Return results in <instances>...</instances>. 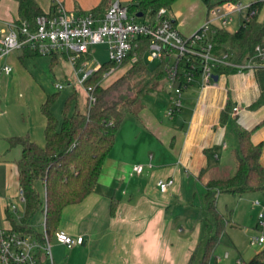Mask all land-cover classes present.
I'll list each match as a JSON object with an SVG mask.
<instances>
[{"label": "crops", "instance_id": "crops-1", "mask_svg": "<svg viewBox=\"0 0 264 264\" xmlns=\"http://www.w3.org/2000/svg\"><path fill=\"white\" fill-rule=\"evenodd\" d=\"M114 1L123 6L131 2L109 0L101 16ZM36 2L46 13L58 4L68 14L81 16L102 0ZM207 10L202 0H178L170 12L180 33L189 37L204 24ZM262 12L264 19V8ZM19 20L17 1L0 0V32ZM34 57L15 50L0 59V230L12 228V220L23 217L25 206L19 197L17 167L22 149H9L8 139L28 135L38 145L45 144L41 107L50 94L40 92L30 70ZM6 65L12 67L9 74L2 70ZM217 84L212 88H203L199 81L191 84L172 118L167 110L176 94L170 85L169 97L158 95L161 102L149 101L137 117H125L93 193L62 212L56 233L83 237L84 243L69 249L57 242L55 233L50 240L52 257L42 254L41 264L189 263L213 227L205 209L206 186L232 176L238 132L251 131L252 142L264 144V101L253 107L264 93V68L233 70L220 76ZM230 106L237 110L228 111ZM137 165L144 166L140 174L133 173ZM169 178L174 184L162 192L157 183ZM260 195L250 194L259 202L252 205L264 210ZM220 199L222 194L216 206ZM12 204L17 213L11 211ZM42 217V229H35L31 221L37 232L45 229L43 213Z\"/></svg>", "mask_w": 264, "mask_h": 264}, {"label": "trees", "instance_id": "trees-1", "mask_svg": "<svg viewBox=\"0 0 264 264\" xmlns=\"http://www.w3.org/2000/svg\"><path fill=\"white\" fill-rule=\"evenodd\" d=\"M19 6L20 20L35 28L36 18L46 14L36 0H16ZM178 0H131L127 6L129 15L137 18L143 13L146 20H153L162 7L171 10ZM250 1L257 9L256 16L247 24H241L234 33L227 29H219L214 38V49L217 53H228L233 63H246L254 55L255 46L264 39V19L261 14L264 0H202L207 9L226 2ZM109 0H102L92 12L100 17L108 6ZM110 6V4H109ZM109 8V7H108ZM143 49H139V59L117 66L107 61L86 81L85 86L93 88L96 101L87 105L85 112L76 110L69 112V103L75 101L76 93L66 101L63 118L60 123L54 115L52 107L57 93L47 96L41 107L46 118L45 144L38 145L28 135L12 136L8 139L9 149L21 147L22 155L17 162L20 189L23 191L25 206L23 217L12 220L15 231L40 236L31 225L38 212L44 215L46 232L51 239L56 233L62 212L65 207L84 201L91 193L100 178L104 163L110 155L116 140L117 132L127 115L138 116L144 108V99L163 92L169 84L162 64L157 70H151ZM27 56H39L30 48L23 49ZM67 59L65 55H62ZM51 65L59 61L58 54L51 55ZM127 68V72L110 85L103 83L112 76L105 78L111 70ZM233 69H225L229 73ZM129 82V90L134 96L110 101L112 90L122 81ZM180 86V83L179 85ZM264 101V93L253 107L260 106ZM230 106L228 111L234 110ZM251 131L238 132L239 149L235 152V169L227 180H213L206 186L205 209L212 218L210 234L194 251L188 264H208L209 258L218 242V236L225 229L226 221L218 211L216 201L219 195L229 194L242 196L264 191V166L261 164L263 143L255 145L251 140ZM43 184L46 198L41 199L37 183ZM248 264H264V249L258 252Z\"/></svg>", "mask_w": 264, "mask_h": 264}, {"label": "built area", "instance_id": "built-area-1", "mask_svg": "<svg viewBox=\"0 0 264 264\" xmlns=\"http://www.w3.org/2000/svg\"><path fill=\"white\" fill-rule=\"evenodd\" d=\"M246 15L241 24L247 25L257 14V9L250 1L226 2L212 6L207 10V18L199 30L189 37L183 36L177 29L170 10L160 8L153 20L139 23L129 15L127 6L119 1L110 4L103 16L93 12L81 16L68 14L60 5L52 12L36 18L35 28L27 22L12 23L8 30L0 32V59L15 50L30 48L39 55L51 56L61 53L71 62L78 76L83 72L91 58V49L98 44L108 47L109 62L121 66L129 59L136 63L139 49L143 57L148 54L150 62L159 61L166 73L169 85L174 88L176 98L173 107L167 110L172 118L182 107V92L191 84L200 82L203 88L217 87L214 76L225 75V69L237 73L264 68V39L256 46L253 57L246 63H233L228 53H217L214 49V38L219 29H226L235 14ZM88 70L78 76V83L88 93V104L95 103L93 88L86 87V81L97 71ZM3 72L9 74L11 66H4ZM114 70L105 75L108 78ZM180 83V86H178ZM62 89V85L58 86ZM234 110H237L236 108ZM151 167V165L149 166ZM144 166L137 165L133 173L140 174ZM174 184L173 179L160 180L157 185L166 192ZM25 203L23 191L19 194ZM254 205H259L258 201ZM11 211L18 212L15 204ZM264 215L259 214L262 221ZM263 226V222H261ZM50 238L44 229L43 234H26L13 229L0 230V264H41L42 254L52 257ZM56 240L67 248L84 243L83 237L73 238L65 232H57ZM254 244H263L264 237L253 239Z\"/></svg>", "mask_w": 264, "mask_h": 264}, {"label": "rangeland", "instance_id": "rangeland-1", "mask_svg": "<svg viewBox=\"0 0 264 264\" xmlns=\"http://www.w3.org/2000/svg\"><path fill=\"white\" fill-rule=\"evenodd\" d=\"M219 1L221 0H213V2ZM245 15L246 10L242 14L233 15L234 20L227 25L226 29L231 33L236 32ZM136 21L142 23L149 20L142 17L136 18ZM91 55L92 57L89 59L85 70L78 74L79 77L83 76L85 71L94 70L98 65H102L109 60L107 45L98 44L93 46ZM50 59V56L39 55L31 59L29 66L35 81L39 84L40 92L50 95L58 94L52 111L61 123L66 101L72 94L76 93V99L69 103L70 113H74L76 110L85 112L87 110L89 96L85 88L77 82L78 76L68 59L63 57L61 53L58 54L59 61L54 65H51ZM145 63L148 64L151 70H157L160 66L159 61L150 62L148 60V54L145 57ZM126 72L127 68L125 67L114 71L112 76L103 85H110ZM59 85H62V89L58 88ZM168 85L166 84L165 87L167 91L164 90L154 96H147L144 99V103L149 104V101L159 100L161 102V99H158V95L160 98L169 97L172 92H169ZM129 86L128 80L119 83L110 93L108 97L110 101H119L122 98L134 96V92L129 90ZM37 189L39 190L41 199L45 202L46 193L41 182L37 183ZM257 194H261V198L259 197L260 199L258 200L260 202L262 200L264 207V191L257 192ZM253 202H255V199L250 194L242 196L224 194L223 199L219 200L217 209L224 216L226 226L218 236V242L209 258L208 264H238V260H241L240 264H248V261L256 253L264 249V243H253L254 238L264 237V226H261V222L264 219L262 221L259 219V213L261 212L264 215V210H260L259 207H253ZM42 218V212H38L33 217V226L35 229L43 228Z\"/></svg>", "mask_w": 264, "mask_h": 264}, {"label": "water", "instance_id": "water-1", "mask_svg": "<svg viewBox=\"0 0 264 264\" xmlns=\"http://www.w3.org/2000/svg\"><path fill=\"white\" fill-rule=\"evenodd\" d=\"M136 17L137 18H142L143 17V13H138ZM218 80H219V77L217 75H215L214 76V81L215 82H218Z\"/></svg>", "mask_w": 264, "mask_h": 264}]
</instances>
